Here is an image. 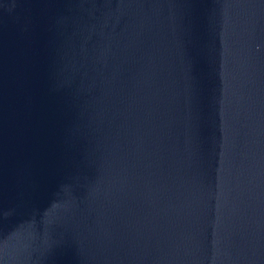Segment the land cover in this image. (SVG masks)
<instances>
[{
	"label": "water",
	"instance_id": "95a60500",
	"mask_svg": "<svg viewBox=\"0 0 264 264\" xmlns=\"http://www.w3.org/2000/svg\"><path fill=\"white\" fill-rule=\"evenodd\" d=\"M0 264H264V0H0Z\"/></svg>",
	"mask_w": 264,
	"mask_h": 264
}]
</instances>
